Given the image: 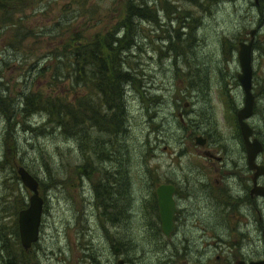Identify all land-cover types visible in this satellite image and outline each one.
<instances>
[{"label":"rangeland","instance_id":"rangeland-1","mask_svg":"<svg viewBox=\"0 0 264 264\" xmlns=\"http://www.w3.org/2000/svg\"><path fill=\"white\" fill-rule=\"evenodd\" d=\"M126 1L18 0L14 7L11 2L0 7V264L6 260L2 244L14 264H116V258L160 264L155 238L140 231L155 228L147 226L155 225L154 212L142 195L150 193L148 184L173 180L178 171L193 175L201 166L210 182L222 174L220 197L236 199L240 191V221L247 223L240 229L256 226L257 214L241 203L249 199L251 171L235 120L242 104L236 51L237 42H246L254 30V103L246 122L262 145L256 162L264 165V0H129L134 39L122 61L131 80L122 86L118 109L108 111L93 75L76 79L68 59L74 45L118 32ZM29 96L40 102L58 98L62 110L75 118L59 119L52 108L49 119L41 109L24 116L23 102L33 108ZM107 114L122 117L119 132L91 122ZM196 135L206 139L220 162L200 155ZM111 144L122 155L116 178L137 197L131 200L130 218L122 214L116 222L108 205L100 199L97 206L93 199L102 182L100 169H108L99 166L97 153ZM17 166L35 178L43 199L37 240L22 254L16 213L30 191L21 184ZM257 183L264 186V175ZM127 198L115 197L116 207ZM254 205L264 226V198H254ZM212 212L218 228L222 215L214 201ZM230 213L232 222L236 211Z\"/></svg>","mask_w":264,"mask_h":264},{"label":"flooded vegetation","instance_id":"flooded-vegetation-1","mask_svg":"<svg viewBox=\"0 0 264 264\" xmlns=\"http://www.w3.org/2000/svg\"><path fill=\"white\" fill-rule=\"evenodd\" d=\"M85 113L82 110V114ZM177 115L180 116V113L178 112ZM200 147H203L200 150V155L203 158L217 162L222 160V157L206 146V139L203 146ZM206 151L218 158L204 156L203 152ZM97 157L101 158V161L98 162L99 166L102 164L108 169H100V181L102 182L96 184V189L93 192L94 202L98 206V201L102 199L108 205L113 213L112 221L116 222L122 214H124V220H127L132 214L131 205L133 202L131 200L137 197L132 195L133 192L130 194L129 186L124 187L116 178L120 173L122 155L116 154L115 149H108L106 152L97 153ZM109 167H112V172ZM215 171L219 172V169L215 168ZM208 172L206 167L201 166L193 175L190 171L181 174L178 171L173 180L166 178L155 183L153 187L148 184L150 193L144 192L142 197H146L150 201L151 211L154 212L155 225L147 224V226H155V228H144L140 231L145 232L146 236L155 238L153 241H155L156 261L160 259V264H236L237 262L248 264L263 260L264 226L261 224L260 210L254 205V198L264 197L250 195L248 189L249 199L243 197L244 200L241 203L245 205L244 207L247 206L248 209H251V213L257 214V223L253 229H240V225H247L245 220L240 221V191L236 199L220 197L218 193L222 174H218L220 179L211 178L210 182ZM85 173H88L86 169L82 174ZM238 181L240 183V177ZM160 184L169 185L172 188V228L167 234L160 227L156 204L155 189ZM115 197L128 198L124 201L123 206L117 208ZM143 200L145 199L140 198V202ZM213 201L222 215L220 222L216 223L218 228H214L212 223ZM230 211H236V217L232 222L229 220L232 215ZM113 251L115 256L119 255L120 246L116 245ZM118 259L121 260V264H128L127 259L116 258V260Z\"/></svg>","mask_w":264,"mask_h":264},{"label":"trees","instance_id":"trees-1","mask_svg":"<svg viewBox=\"0 0 264 264\" xmlns=\"http://www.w3.org/2000/svg\"><path fill=\"white\" fill-rule=\"evenodd\" d=\"M17 1L18 0H0V7H3L4 3L9 2H11V5L14 7ZM129 2L130 1L127 0L126 2H124L123 7L120 8L122 10H120V18L117 22V26L119 27L118 32L108 31L105 33L97 34L91 41L87 42L85 45H74L68 59V65L74 71L73 73H75L76 79L77 76H82L84 74L93 75L94 79L96 80V89L108 111H111L114 108L118 109L119 100H123L122 86L123 84L127 85L131 80L130 73L127 69H125V67H123L122 61L123 53L133 45L134 39V32L132 30L133 28L129 23V7L132 6H128ZM80 56H82V58ZM29 97L30 99H28L33 104V108L28 109L26 103L23 102L20 111L24 116H28L31 113L35 112V110L41 109L46 113V116L49 119V116L53 117L51 110L55 109V116L59 119H62L64 115L68 119L69 117L70 119L75 118V116L68 110L67 113L62 110L63 106L60 104L62 101L58 98L55 100L48 99L40 102L38 99H32V96ZM223 98L228 105L226 96H223ZM25 100H27V98H25ZM55 104L58 107H56ZM94 119H91V122L95 121V124L103 131L110 132L112 130L111 132L116 133L120 130L122 117L119 119V116L117 115L111 117L109 116V114H107L104 117L101 116L99 119ZM98 120L99 122H97ZM106 121H111L114 124L112 128L105 126ZM109 149H113L112 144L110 145ZM5 248L6 247L2 244V253L6 255V260L2 259L3 263L14 264L12 256H9ZM20 253L22 254L26 252L21 249Z\"/></svg>","mask_w":264,"mask_h":264},{"label":"water","instance_id":"water-1","mask_svg":"<svg viewBox=\"0 0 264 264\" xmlns=\"http://www.w3.org/2000/svg\"><path fill=\"white\" fill-rule=\"evenodd\" d=\"M253 32L254 30H249V39L246 42H237L236 58L239 70L236 73V80L242 90V104L241 107L237 108L235 111V120L244 149L245 165L247 169L251 171V187L249 188V194L264 197V187L256 182L259 176L264 175V165L256 162V155L261 152L262 145L252 136V129L246 122V119L252 114L254 103V97L251 92V44ZM193 140L194 143L199 146H203L205 141L204 137L201 135L194 136ZM203 155L207 157H216L208 151L203 152ZM217 158L218 157H216V159ZM16 173L21 184L30 191L26 205L16 213L19 245L24 252H27L38 237L43 199L38 193V184L35 178H33L22 166L16 167ZM171 191L172 188L169 185L160 184L155 189L156 204L161 223L160 227L165 234L172 228L171 217L173 212V200L171 198ZM116 264H121V260H116ZM236 264L242 263L237 262ZM248 264H264V259Z\"/></svg>","mask_w":264,"mask_h":264}]
</instances>
